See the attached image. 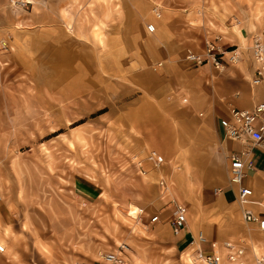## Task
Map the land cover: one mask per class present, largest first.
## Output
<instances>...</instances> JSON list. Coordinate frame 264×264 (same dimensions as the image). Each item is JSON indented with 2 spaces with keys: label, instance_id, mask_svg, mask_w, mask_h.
<instances>
[{
  "label": "rangeland",
  "instance_id": "1",
  "mask_svg": "<svg viewBox=\"0 0 264 264\" xmlns=\"http://www.w3.org/2000/svg\"><path fill=\"white\" fill-rule=\"evenodd\" d=\"M43 3L0 0V264H193L168 217H151L174 203L161 176L179 199L186 177L204 179L205 162L170 154L164 138L186 95L181 66L212 65L187 57L209 40L239 52L212 68L242 60L264 37V0ZM120 249V263L103 257Z\"/></svg>",
  "mask_w": 264,
  "mask_h": 264
},
{
  "label": "crops",
  "instance_id": "2",
  "mask_svg": "<svg viewBox=\"0 0 264 264\" xmlns=\"http://www.w3.org/2000/svg\"><path fill=\"white\" fill-rule=\"evenodd\" d=\"M43 1L44 7L49 6V0ZM33 7L42 6L34 3ZM58 16L63 18L62 13H58ZM198 69V74L193 76L191 70L181 66L182 93L186 95H183L182 100L179 98L183 103L178 113L179 124H172L173 129L169 134L164 133L170 154L178 151L177 154L183 160L205 162L204 167L197 168V178H204L201 179L200 186L195 187L186 177L183 184L187 189L181 199L173 197V189V196L171 195L169 180V191L165 192L161 185L159 194L162 197L170 194L169 199L183 201L186 205V223L182 230L174 232L177 234L175 244L189 246L190 249H186L184 256L193 264H206L194 253L189 243L190 238L196 236L199 230L203 231L206 237V240L200 242L205 250L211 249V240L216 239L219 242L221 239H233L243 243L248 254H251L253 248L255 252L264 254V228H259L255 222H245L241 214V208L249 206L255 213L264 217V149L250 147L253 167L246 168L243 181L252 188V192L248 195V201L242 204L237 198L238 184L228 178L227 156L231 150L242 148L250 142L227 136L219 123L221 116H228L231 106L252 107L260 97L261 85L250 82L254 70L250 48L246 45L242 60L227 64L224 70L218 71L212 68L211 64L201 65ZM218 158L221 163L217 162ZM208 160L210 161L207 163ZM219 186L221 189L215 191ZM130 206L132 213L138 208L139 214L146 212L143 205L134 203ZM171 206L170 211L157 210L151 216L158 213L161 217L159 220L168 217L172 229L171 215L174 203ZM204 244L208 247H204ZM222 250L225 252V249Z\"/></svg>",
  "mask_w": 264,
  "mask_h": 264
},
{
  "label": "built area",
  "instance_id": "3",
  "mask_svg": "<svg viewBox=\"0 0 264 264\" xmlns=\"http://www.w3.org/2000/svg\"><path fill=\"white\" fill-rule=\"evenodd\" d=\"M22 5L31 2L32 0H16ZM150 30L156 29L155 22H149ZM251 57L253 61V75L250 82L255 85H261V93L258 101L252 107L231 106L228 116H221L219 123L224 133L234 139L242 142L249 141V145H245L239 149H233L229 152L228 159V178L229 181L238 184L237 198L244 204L248 201V195L252 192V188L245 184L243 179L246 175V168H252V159L250 155V147L257 146L264 149V38L261 35H255L249 45ZM228 55H223L224 51L218 50L215 43L211 40L207 41V46L202 56L199 53L188 52L187 57L196 62L208 61L213 66L221 69L226 62H235L239 58V52L232 49ZM148 158L156 166L164 164V156L156 148L149 150ZM140 171L146 173L147 169L142 168V161H138ZM159 184L164 188V191H169L167 177L161 176ZM221 187H216L217 191ZM3 192L0 189V200L3 198ZM242 218L245 222H255L259 228H264V217L255 213L249 206L241 208ZM171 225L173 232H179L183 229L186 223V205L183 201H174V206L171 215ZM152 220H159L161 217L158 213L153 214ZM206 240L203 231L199 230L196 236L190 238L194 252L199 258L207 264H264V254L251 251L248 254L247 247L238 241L231 239H221L210 241V250H205L201 247L200 242ZM0 249H3L2 247ZM222 249H225L223 252ZM103 257L111 262L120 263L125 258V253L122 249L105 250Z\"/></svg>",
  "mask_w": 264,
  "mask_h": 264
},
{
  "label": "bare ground",
  "instance_id": "4",
  "mask_svg": "<svg viewBox=\"0 0 264 264\" xmlns=\"http://www.w3.org/2000/svg\"><path fill=\"white\" fill-rule=\"evenodd\" d=\"M207 264V263H206Z\"/></svg>",
  "mask_w": 264,
  "mask_h": 264
}]
</instances>
